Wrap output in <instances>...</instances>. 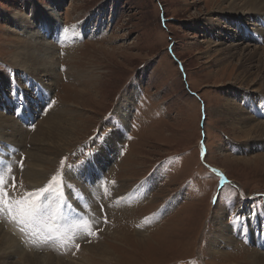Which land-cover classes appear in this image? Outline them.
Segmentation results:
<instances>
[{
	"label": "rangeland",
	"instance_id": "rangeland-1",
	"mask_svg": "<svg viewBox=\"0 0 264 264\" xmlns=\"http://www.w3.org/2000/svg\"><path fill=\"white\" fill-rule=\"evenodd\" d=\"M29 4L40 5L39 21L52 15L35 37L18 28L35 22ZM237 8L225 0H0V115L13 119L0 125L27 133L24 147L20 137L0 139L8 195L30 192L31 139L61 123L46 142L68 146L50 150L55 159L37 186L56 176L59 187L43 203L56 205L61 194L77 202L61 223L86 221L92 232L65 251L33 246L0 219L24 249L0 264H252V249L264 253L253 243H264V145L246 148L261 134L252 126L264 122L251 98L253 89L264 92V19ZM63 24L83 34L70 40ZM26 43L49 49L53 79L41 77L46 65L24 64ZM234 44L240 49L228 48ZM239 106L256 121L233 122L228 110ZM115 186L118 199L105 198ZM220 216L238 241L220 237L211 250ZM247 222L250 240L239 236Z\"/></svg>",
	"mask_w": 264,
	"mask_h": 264
},
{
	"label": "bare ground",
	"instance_id": "bare-ground-1",
	"mask_svg": "<svg viewBox=\"0 0 264 264\" xmlns=\"http://www.w3.org/2000/svg\"><path fill=\"white\" fill-rule=\"evenodd\" d=\"M225 3H228V6H229V9L232 11L233 9H238L237 7H238V5H240V3H242V7L245 9V11L247 12V13H255V15L257 16V18L258 17H260V18H262V19H264V0H225ZM51 4V3H50ZM30 5V8H32V12H31V14H32V19L35 21L33 24H29V25H27V23L25 22V23H23L22 22V24H25V25H21L20 24V22L18 23L19 24V29H24L25 28V32H26V34L27 35H29L30 36V34L31 35H33L34 37L35 36H37V35H41L40 33H39V31H36V28L38 29L40 26H42L44 29H46V30H48V29H50V27H51V23H52V18H51V14H48V18L49 19H42V20H40L39 21V18H40V16H41V8H40V5H34V4H29ZM220 9L223 11L224 10V7L223 6H221L220 7ZM49 10V9H48ZM240 11V10H239ZM241 11H243V10H241ZM234 12V11H233ZM235 13H241V12H238V11H236ZM47 14V13H46ZM217 23V22H216ZM222 23V22H221ZM219 21H218V24H221ZM31 25V26H30ZM84 25H86V24H84ZM262 26V25H261ZM41 27V28H42ZM62 27V29H63V31L61 32V33H63L64 35H68L69 36V39L70 40H72V39H77L78 37H79V35H81V34H83V32L81 31V30H77V28L78 27H76L75 29H73L72 31L71 30H69L70 28H66V27H64V24L61 26ZM262 27H264V26H262ZM223 29V28H222ZM256 30H258V29H256ZM23 32V31H22ZM34 32V33H33ZM260 32H262V33H264V28H261V30H260ZM33 33V34H32ZM36 33V34H35ZM235 33H236V31L234 32V33H230L231 34V37L232 38H234V37H236V35H235ZM32 36V37H33ZM261 36V35H260ZM25 37V36H24ZM33 37V38H34ZM39 37V36H38ZM64 37V36H63ZM218 46L219 47H221L222 46V43H220V44H218ZM240 46L241 45H239V44H234V45H230V47H228V48H231L230 50H232V51H234V50H236V49H240ZM50 47V46H49ZM24 48H27V50H28V54L26 55V54H23V53H20L21 54V56H22V58H25L26 59V62L27 63H24V64H28V66H30V63L32 64V65H35L36 66V64H37V67H40V66H47V64H50L51 65V63H53V62H51L50 61V59H51V57L50 56H48V55H50V54H48V51H49V49H46L44 46H42L41 48H39V45H37V44H33L32 45V43H26V45L24 46ZM227 48V49H228ZM226 49V50H227ZM244 50H248V48H246V49H244ZM232 51H230V54H232ZM18 53V54H19ZM51 53V52H50ZM251 55H257V54H259L257 51L255 52H253V53H250ZM39 55H40V57H39ZM54 65V64H53ZM41 68H43V69H41V77H43V78H49V77H51L52 78V74H51V72H52V67H41ZM37 70V69H36ZM53 71H54V69H53ZM53 73V72H52ZM53 79V78H52ZM56 80V79H55ZM52 85L53 84H50V86L52 87ZM49 86V87H50ZM54 86V85H53ZM243 96H245V98H247V99H245L246 100V102H248V103H254L252 100H249L250 98L249 97H251V98H253V100L254 99H258V100H260L258 103L260 104V106H259V108L258 109H255L254 110V115L255 114H264V92H262V90H259V89H253V95H248L247 93H245ZM235 103V102H234ZM252 105H254V104H252ZM237 106H238V103H237ZM236 110H234L233 112H230V110H228V113L230 114L231 113V115H229V117H231V119H233V122L234 121H236V123L237 124H239V125H242L243 123L244 124H250V123H252V122H255L256 121V118H255V116H253L252 114H251V112L250 111H252V110H250V111H246L247 113H249L250 115H245L246 113L245 112H243L241 109H240V106L239 107H237V108H235ZM226 115V114H225ZM233 116V117H232ZM14 118V117H13ZM10 120H13L11 117H9V116H6V117H1V115H0V124H2L3 122H7L8 123V121H10ZM6 123V124H7ZM13 124V122L11 121L10 122V124H8V126L9 127H11L12 126V124ZM48 124V123H47ZM55 125H57V126H59V125H61V123H57V122H54V123H49L48 124V126H47V131L45 132V136L44 137H41V138H39V136H37V134H38V132L32 137V139L31 140H33V144H34V148L33 149H30L31 150V152L30 153H28L27 155V157H30V166L28 167V170H26V168H25V171H27L26 172V178L31 182V184H32V189L30 190V192H33V191H35V189L36 190H38V186L37 185H41V184H43L44 183V181L46 180V178L45 177H47V175L49 174H46L47 173V166H48V162L50 161H52V159H50L52 156L54 157V155H51L52 154V151H59V153H62L63 151L62 150H66V146H68L67 145V143L66 142H58V143H53V144H48L49 142H48V140H47V138L48 137H51V135H52V133H55V130H57V131H59V129L60 128H58L57 126H55ZM14 126V125H13ZM6 127V126H5ZM14 129V131L12 130V128H8V134H11V135H13L12 137H14V139H17L18 137H20L21 138V140H17V143H19L18 145L19 146H21V144H22V142L21 141H23V142H25L24 141V137L26 136V131L24 130V129H19V131H18V129L17 128H15V127H13ZM6 129L7 128H5L4 129V127L2 126V125H0V139L1 140H7L8 138H6L5 136V134H7L6 133ZM253 129H256V130H260L261 131V134L260 135H257V136H255L254 138V140H253V144H249V145H247L246 146V148L247 149H252L254 146H256L257 145V147H259V146H263L264 145V122H260L259 124H257V125H255V126H252V128L250 129V130H253ZM7 134V135H8ZM5 137V138H4ZM8 137V136H7ZM253 137V136H252ZM10 140H12V139H10ZM15 141V140H14ZM48 143H47V142ZM36 142H37V144L39 143V147H36ZM2 143V142H1ZM10 143V142H9ZM15 143V142H14ZM27 141L25 142V145L27 146ZM29 143V142H28ZM4 144V143H3ZM24 144H22V147H24L23 146ZM112 145V144H111ZM1 146H2V144H1ZM38 146V145H37ZM46 147H48V148H46ZM6 149V148H5ZM49 149V150H48ZM50 150H52V151H50ZM60 151H62V152H60ZM66 152H64V154H65ZM2 155V154H1ZM58 156H59V154H58ZM4 158V157H3ZM50 159V160H49ZM54 159H55V157H54ZM105 161V160H104ZM49 162V163H50ZM52 163V162H51ZM53 164V163H52ZM107 164V162H103L102 163V165L105 167V165ZM56 165V164H55ZM89 170H90V167H89ZM92 170V169H91ZM24 172V171H23ZM25 173V172H24ZM25 175V174H24ZM24 177V178H25ZM153 177V176H152ZM23 178V177H22ZM26 179V180H27ZM28 180H27V182H28ZM153 180H156V177H154L153 178ZM70 181L73 183V179H70ZM69 181V182H70ZM148 182V181H147ZM76 184V183H75ZM151 184V183H150ZM153 184V183H152ZM148 185V184H147ZM37 186V187H36ZM78 186V185H77ZM77 186H76V188H77ZM80 186V185H79ZM78 186V187H79ZM29 187H30V185H29ZM82 187V186H81ZM81 187H79L80 189H81ZM41 188H42V186H41ZM88 188V187H87ZM92 189L95 191L96 189L94 188V187H92ZM112 191H107V192H104L105 194H104V196H105V198H107V197H109V199H118V197L120 196L119 195V190H120V188L119 187H112ZM98 190V189H97ZM77 191H79V192H81L80 190H77ZM103 191H105L104 189H103ZM97 192V191H96ZM94 193V192H93ZM136 194V193H135ZM138 195V194H137ZM137 195H132L131 197H129L127 200H131V199H133V198H136L135 196H137ZM130 196V195H129ZM134 196V197H133ZM76 198V197H75ZM49 202H51V206H55V205H52V202L53 201H49ZM54 203V202H53ZM47 204H49V203H47ZM78 203L77 202H75V204H74V208L75 209H79V208H77L78 207V205H77ZM248 207V206H247ZM67 211H69L68 210V208L67 207H62V209H61V212H62V214L64 215V213L65 212H67ZM72 213H73V211H71ZM251 212V211H250ZM70 214V213H69ZM68 214V215H69ZM218 219H220L221 221H219L220 222V225L217 227V229H216V231H215V238H214V240L212 241V247H213V249L211 248V250H214V248L215 247H218V248H220L221 247V245L223 244V242L221 241V239H218V238H220V237H223V241H228V245L229 246H232V245H230V244H232L233 242L234 243H236L238 240H236L235 238H231V236L230 235H232V234H234V232L230 229V227H228V225H226V224H224L223 223V221H222V217L220 216ZM258 222L260 221V220H257ZM246 225H247V227H245V226H243L242 224L239 226V229H246V231L245 232H243V233H241V234H239V236H242L243 238H244V236H247L248 235V238H247V240H250V238L253 236V232H252V229H251V227H250V223L249 222H247L246 223ZM3 226L1 225L0 226V231H1V233L3 234V236H1L0 235V251H1V254H0V259H6L9 255H12V254H14V253H22L23 251H24V249L22 248V246H20V243L19 242H17V238H16V236L15 237H13L12 235H9L8 233H6L5 232V234L3 233L4 232V230H3ZM218 239V240H217ZM253 243L257 246H259L260 247V249H262V250H264V243L261 241V238H255L254 240H253ZM93 243H91V246H93V248L94 249H96V247H97V243H95V244H93ZM211 247V246H210ZM92 248V247H91ZM215 252V251H214ZM105 253V252H104ZM250 255H251V263L252 264H264V253H261V251H258L256 248H254V249H252V251H251V253H250ZM9 258V257H8ZM48 258H50V259H52V262H53V260H54V257L53 256H48ZM48 258H47V260H48ZM2 261V260H1ZM50 261V260H49ZM90 261V260H89ZM22 263V262H21Z\"/></svg>",
	"mask_w": 264,
	"mask_h": 264
},
{
	"label": "snow or ice",
	"instance_id": "snow-or-ice-1",
	"mask_svg": "<svg viewBox=\"0 0 264 264\" xmlns=\"http://www.w3.org/2000/svg\"><path fill=\"white\" fill-rule=\"evenodd\" d=\"M62 161V165H63ZM22 167V165H21ZM8 171H11L9 167ZM15 185V177H9ZM54 182H56L54 184ZM59 187L57 177L53 176L49 185L33 192H25L22 197L8 195V180L0 171V219L16 225L26 238V242L33 246L40 244L54 243L57 248L67 250L74 244L76 236L83 232L91 235V228L86 221H76L71 224H62L61 219H66L62 212V207H67L69 211H74L70 201L63 199L53 207L43 201L48 199V195ZM65 187H67L65 185ZM236 223H240V218H235ZM37 241L40 243L38 244ZM78 248L79 245H76Z\"/></svg>",
	"mask_w": 264,
	"mask_h": 264
}]
</instances>
